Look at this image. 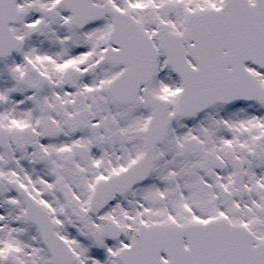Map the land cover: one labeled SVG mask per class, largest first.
Returning <instances> with one entry per match:
<instances>
[{
    "label": "snow or ice",
    "instance_id": "1",
    "mask_svg": "<svg viewBox=\"0 0 264 264\" xmlns=\"http://www.w3.org/2000/svg\"><path fill=\"white\" fill-rule=\"evenodd\" d=\"M0 264H264V0H0Z\"/></svg>",
    "mask_w": 264,
    "mask_h": 264
}]
</instances>
